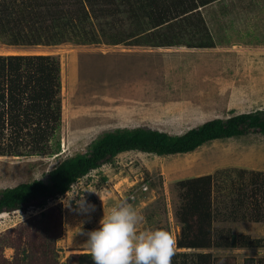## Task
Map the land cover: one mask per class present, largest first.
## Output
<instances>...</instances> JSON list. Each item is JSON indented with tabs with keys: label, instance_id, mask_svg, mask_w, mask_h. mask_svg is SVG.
Wrapping results in <instances>:
<instances>
[{
	"label": "rangeland",
	"instance_id": "1",
	"mask_svg": "<svg viewBox=\"0 0 264 264\" xmlns=\"http://www.w3.org/2000/svg\"><path fill=\"white\" fill-rule=\"evenodd\" d=\"M199 10L214 46H153L134 44L133 39L0 43V54L55 55L61 80V122L52 139H58L59 150L0 155V189L33 179L46 181L48 170L86 151L104 131L145 126L180 134L209 119L264 109V0H215ZM190 28L185 33L189 42L206 40L201 34L191 38L196 28ZM238 170L264 172V134L215 139L187 153L120 152L43 207L29 205L0 214V264H64L74 253L90 252L83 233L99 227L103 214L121 202L144 216L139 231L164 229L176 240V181L217 173L219 183H238ZM85 188L91 190L83 194L94 207L80 211L77 193ZM213 226L259 238L263 244L195 249L210 251L219 258L217 264H250V259L264 256V219L234 221L219 215ZM177 251L194 249L175 245Z\"/></svg>",
	"mask_w": 264,
	"mask_h": 264
},
{
	"label": "trees",
	"instance_id": "2",
	"mask_svg": "<svg viewBox=\"0 0 264 264\" xmlns=\"http://www.w3.org/2000/svg\"><path fill=\"white\" fill-rule=\"evenodd\" d=\"M212 1L215 0H0V43H120L133 39L134 44L153 46L210 47L214 42L199 7ZM190 27L196 28L191 38L201 34L206 40L189 42L185 33ZM60 88V64L55 55L0 54V155L53 154L59 150L58 139H52L61 122ZM251 132L264 134V109L209 119L180 134L145 126L104 131L88 144L86 151L62 159L48 170L46 181L33 179L1 188L0 214L24 210L29 205L43 207L120 152L187 153L215 139ZM216 174L176 181L180 203L174 214L180 223V234L175 245L194 251L175 252L171 264H217L219 258L210 251L195 249L263 245L259 238L215 227L213 222L219 215L234 221L263 220L264 172L238 170V183H219ZM245 175L249 180L245 181ZM225 190L229 192L221 193ZM64 264L93 261L90 252H80L72 254ZM250 264H264V256L250 259Z\"/></svg>",
	"mask_w": 264,
	"mask_h": 264
},
{
	"label": "clouds",
	"instance_id": "3",
	"mask_svg": "<svg viewBox=\"0 0 264 264\" xmlns=\"http://www.w3.org/2000/svg\"><path fill=\"white\" fill-rule=\"evenodd\" d=\"M76 200L77 210L86 211L88 205L84 192ZM144 216L126 202L103 214L99 227L85 235L93 264H171L175 254V240L164 229L139 231Z\"/></svg>",
	"mask_w": 264,
	"mask_h": 264
},
{
	"label": "built area",
	"instance_id": "4",
	"mask_svg": "<svg viewBox=\"0 0 264 264\" xmlns=\"http://www.w3.org/2000/svg\"><path fill=\"white\" fill-rule=\"evenodd\" d=\"M141 186H142L143 189H145V187H146L145 184H142ZM131 197H132V196H131Z\"/></svg>",
	"mask_w": 264,
	"mask_h": 264
}]
</instances>
